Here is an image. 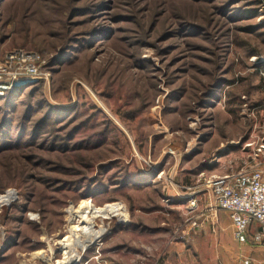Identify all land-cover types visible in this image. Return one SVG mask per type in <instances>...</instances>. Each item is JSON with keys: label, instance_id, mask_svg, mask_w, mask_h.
I'll use <instances>...</instances> for the list:
<instances>
[{"label": "rangeland", "instance_id": "rangeland-1", "mask_svg": "<svg viewBox=\"0 0 264 264\" xmlns=\"http://www.w3.org/2000/svg\"><path fill=\"white\" fill-rule=\"evenodd\" d=\"M19 48L51 75L0 95V195L15 192L0 264L70 234L88 200L129 213L105 222L109 263L167 264L145 209L249 163L264 140V0H0V59ZM192 251L179 264H208Z\"/></svg>", "mask_w": 264, "mask_h": 264}, {"label": "built area", "instance_id": "built-area-1", "mask_svg": "<svg viewBox=\"0 0 264 264\" xmlns=\"http://www.w3.org/2000/svg\"><path fill=\"white\" fill-rule=\"evenodd\" d=\"M50 75L42 54L24 48L14 49L0 59V95L28 83L49 81ZM203 186L213 195L214 209L230 214L237 242L245 244L251 239L255 244H264V140L256 144L249 163L231 173L205 177ZM189 205L190 213L198 210L196 199L191 198ZM254 224L259 229L251 235L250 228ZM196 225L197 221H194L192 226ZM65 237L51 238L45 248L24 264H60L62 260H66L62 264H111L103 256L102 237L91 246L79 248L76 253L60 243ZM4 238V228L0 226V253L5 248ZM68 253L69 258L65 257ZM245 264L253 263L246 260Z\"/></svg>", "mask_w": 264, "mask_h": 264}, {"label": "crops", "instance_id": "crops-1", "mask_svg": "<svg viewBox=\"0 0 264 264\" xmlns=\"http://www.w3.org/2000/svg\"><path fill=\"white\" fill-rule=\"evenodd\" d=\"M261 108H264V104L261 105ZM261 112L264 113V110ZM238 169L239 167L231 166L230 170L222 174L231 173ZM201 174L208 177L217 173L205 174L202 172ZM169 185H173V183H169ZM202 185L198 186V191L191 194H179L178 189L171 191L172 194L169 196L162 194L161 200H169L170 202L167 204L171 206L170 208H165L162 206L163 204H160L158 208L145 209L147 211L144 216V223L139 227L144 228L143 231L151 235L150 240L155 241L154 243H157L160 238H164L158 244L164 247L166 263L172 264L174 259V263L179 264V250L182 251L180 252L182 254L184 253L183 249L188 247L193 250L192 254L195 257L209 259L208 264L211 263L212 259L214 260V257L217 261L220 260V264H245V261L250 259L253 260L254 264H264V244H255L251 239L245 244L237 242L234 238L230 214L223 210L214 209L213 195L210 191L205 190ZM191 198L198 201V210L191 215L188 214V216L190 215L189 218L184 221V217L179 216V213L184 209L189 211ZM181 201L182 203L179 205ZM190 218L197 220V225L191 226L189 229ZM211 218L212 220H210ZM184 222H186L187 227ZM136 227L138 226L136 225ZM258 229V225H252L250 234L257 232ZM179 232L185 234L181 240H179ZM138 234L139 230L133 231V236ZM145 237L148 238V236ZM135 244L136 241L133 242V245Z\"/></svg>", "mask_w": 264, "mask_h": 264}, {"label": "bare ground", "instance_id": "bare-ground-1", "mask_svg": "<svg viewBox=\"0 0 264 264\" xmlns=\"http://www.w3.org/2000/svg\"><path fill=\"white\" fill-rule=\"evenodd\" d=\"M14 197L13 192L0 196V205L4 202L10 204ZM69 213L71 219L77 221L71 225V233L60 240V243L75 253L79 248H86L95 244L105 234L106 220L117 218L123 223L129 220V213L122 203H111L98 207L88 200L83 201L79 208L71 207ZM69 255L70 253L65 257L69 258ZM64 261L66 260L60 261V264Z\"/></svg>", "mask_w": 264, "mask_h": 264}]
</instances>
